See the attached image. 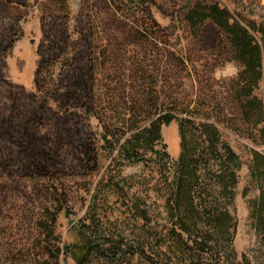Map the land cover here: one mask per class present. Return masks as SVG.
<instances>
[{"label": "rangeland", "instance_id": "rangeland-1", "mask_svg": "<svg viewBox=\"0 0 264 264\" xmlns=\"http://www.w3.org/2000/svg\"><path fill=\"white\" fill-rule=\"evenodd\" d=\"M151 1V8L132 15L114 0H0V35L8 34L2 24L13 26L10 44L0 43V120L7 118L6 125L0 121V264H73L65 255V247L77 240L73 228L91 226L92 220L107 237L123 240L122 254L128 257L118 260L122 264H148L129 254L137 239L146 256L157 257L161 250L150 246L145 234L163 237L172 227L159 170L147 157L130 163L119 151L111 153L103 134L109 129L122 144L134 133L135 123L142 129L169 113L192 120L196 127L213 125L241 159L231 207L236 223L234 263H242L245 256L250 264H264V247L250 217V202L259 192L249 169L252 151L264 156V135L262 126H246L231 107L230 86L240 67L214 52L215 36L210 33L204 47L194 45L182 21L187 0ZM214 1L245 24H264V0ZM80 55L84 59L79 62ZM88 56L91 79L85 80L89 87L83 102L70 98L67 103L70 65L89 68ZM255 95L264 97L262 85ZM27 105L45 118L28 119ZM53 115L67 116L70 128L79 130L70 142L82 136L91 140L98 161L95 171L80 169L81 152L66 145L62 132L59 136L62 127ZM7 130L12 133L5 134ZM17 132L39 140L38 149L53 163L51 178L41 169L34 174L21 168L22 144L28 141H19ZM161 136L162 145L177 160L178 126L163 127ZM135 208L140 214L148 212L152 223L147 226ZM46 212L57 217L48 241L38 227ZM56 249L61 250L58 258L52 252ZM90 264L110 263L94 256Z\"/></svg>", "mask_w": 264, "mask_h": 264}, {"label": "trees", "instance_id": "trees-1", "mask_svg": "<svg viewBox=\"0 0 264 264\" xmlns=\"http://www.w3.org/2000/svg\"><path fill=\"white\" fill-rule=\"evenodd\" d=\"M114 1L125 4L132 15L153 6L151 0ZM182 21L197 48L204 47L207 34L210 33L215 36L212 42L214 52L225 61L236 63L240 67L230 86L231 107L246 126L254 128L262 126L264 135V97L261 99L255 95L260 85L264 89V24H245L234 18L227 9L221 8L214 0H187L182 9ZM2 27L8 29V34L0 35V43L4 41V44L6 42L10 44L13 26L2 24ZM0 31H3L1 27ZM82 59L84 56L80 55L79 62ZM88 62L89 68L79 63L70 65L73 70L67 74L70 83L65 102L69 103L70 98H73L72 102L76 104L83 102L82 95L89 87L85 80L91 79L89 56ZM27 107L30 110L28 119L45 118L41 113H36L31 105ZM91 110L92 108L86 112L87 116H91ZM190 113L197 118L198 115L194 112ZM21 116L24 119L26 114L22 111ZM53 116L60 121L59 126L62 127L58 128L59 136L62 132L66 145L74 146L75 150L81 152L80 169L85 173L95 171L98 161L91 140L82 136L77 143L70 142L74 135L76 137L79 135V130L70 128L67 116ZM71 120H74L73 117ZM0 121L6 125L7 118ZM172 123L178 126L181 153L177 160L172 159L166 145H162L161 130ZM194 124L190 119H177L169 113L152 119L148 127L142 129L137 128L135 123L131 128L134 133L122 144L111 131H108L109 129H105L103 134V140L110 146L111 153L119 151L120 156L130 163L144 161L147 157L149 162L157 166L162 177L166 190L165 211L172 227L163 237H159L157 233L156 237L145 234L148 242H152L150 246H157L161 253L157 257L146 256L140 239L132 242L128 250L130 255L137 254L148 264H226L234 263L236 259L232 249L236 223L231 215V207L238 173L243 163L232 148L221 140L219 131L213 125L205 122L196 127ZM8 132L12 133L11 130H7L5 134H9ZM16 134L20 138L19 141L24 139L29 142L22 140L25 143L22 144L23 152L20 155V159L23 160L21 168L34 174L35 172L38 174L41 169L44 172L43 176L51 178L49 172L53 163L48 162L47 152L43 153L38 149L39 140L30 133ZM159 145H162L163 153L158 151ZM251 157L250 176L259 195L250 202V217L256 236L264 247V156L252 151ZM24 159L31 160L32 163L28 165ZM215 165L217 171L214 169ZM47 173L50 175H46ZM137 213L147 226L152 223L148 212L143 211L140 214L138 208H135V215ZM45 215L46 220L38 227L48 241L54 235L57 217L50 212H46ZM96 222L92 220L91 226L81 224L73 228L77 240L65 247V255L73 264H90L94 256L103 257L110 264H118L120 262L118 260L126 256L122 254L123 240L114 241L113 237H107V234H103L95 225ZM133 245H137L136 249ZM105 247L110 249L105 250ZM46 252L52 256L50 248H47ZM52 252L55 258H58L61 250L56 249ZM108 255L110 257H107ZM35 264L49 263L44 261ZM240 264H250V261L243 256Z\"/></svg>", "mask_w": 264, "mask_h": 264}]
</instances>
